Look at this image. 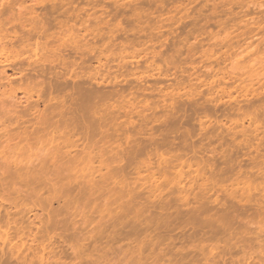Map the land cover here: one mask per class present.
<instances>
[{"label": "clouds", "instance_id": "obj_1", "mask_svg": "<svg viewBox=\"0 0 264 264\" xmlns=\"http://www.w3.org/2000/svg\"><path fill=\"white\" fill-rule=\"evenodd\" d=\"M0 264H264V0H0Z\"/></svg>", "mask_w": 264, "mask_h": 264}, {"label": "rangeland", "instance_id": "obj_2", "mask_svg": "<svg viewBox=\"0 0 264 264\" xmlns=\"http://www.w3.org/2000/svg\"><path fill=\"white\" fill-rule=\"evenodd\" d=\"M176 6H179L180 0H174ZM212 31L217 32L218 30L221 31L222 35H226V33L222 29H218L217 25H211ZM196 31H199V25L196 22V20H186L183 24L180 25L179 29V37H183L185 40H187L189 37H191ZM178 37V38H179ZM227 42V39L224 41ZM215 63V61L213 62ZM165 127L172 133V134H181V135H189L193 132V129H198L201 133V139H203V136L208 135L209 132H214L216 136L219 139H222L224 141V146H229L233 144V141L231 139V136L235 135L237 137L240 136V133L237 129L232 128L228 124H208L205 125L202 122L193 124L191 120H185L183 125L177 126L175 121H167L165 124ZM219 139H217L215 142H212L210 139L208 147H215L216 143H219ZM199 141H197L198 143ZM217 151H220V149H217ZM247 151L245 146L241 145L240 150L235 151L232 153L231 159L235 160L236 158L243 159L244 152ZM166 158V157H165ZM197 157L191 156L189 154L188 157L183 156L181 154L177 157L175 163L178 164L179 168L178 171H183L188 166H191L192 168H196L197 164ZM228 162L222 158H216V167L217 169H224L222 175L228 176L231 174L232 169L226 167V164ZM169 209L167 206L162 207L161 209H158L157 212L154 214L157 218V221L161 223L162 227V235L165 237L169 234L166 230L165 226H171V225H181L184 223L189 222L190 218H186L183 215L180 217H173L169 215ZM169 221H171V225H169ZM223 235L219 230L217 231H196V232H186L177 237L176 239L178 241H183L185 243H191L194 240H201V239H218ZM207 242V241H206Z\"/></svg>", "mask_w": 264, "mask_h": 264}]
</instances>
